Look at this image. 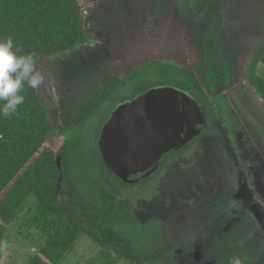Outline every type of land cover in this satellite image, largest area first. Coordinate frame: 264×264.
<instances>
[{
    "label": "rangeland",
    "instance_id": "rangeland-1",
    "mask_svg": "<svg viewBox=\"0 0 264 264\" xmlns=\"http://www.w3.org/2000/svg\"><path fill=\"white\" fill-rule=\"evenodd\" d=\"M98 4L104 11L94 32L98 44L88 52L116 69L126 63L122 56L135 58L142 51L141 70L125 78L81 125L54 132L49 141L62 145L59 191L66 212L115 225L126 241L100 246L82 234L60 264H136L139 259L228 264L233 255L242 264H264V102L244 82L253 51L247 36L264 32V0H152V12L144 10V0ZM161 55L164 60L153 64ZM60 57L41 58L46 65L40 90L51 95L56 85L59 94L60 87L74 92L71 111L62 106L69 120L76 102L92 88L72 90L73 73L67 66L57 69ZM188 65L200 70L212 100L192 85L183 71ZM258 75L264 78L263 64ZM158 86L200 99L211 130L173 153L150 177L127 184L105 166L100 133L119 103ZM43 243L37 199L31 195L0 235V264H28Z\"/></svg>",
    "mask_w": 264,
    "mask_h": 264
},
{
    "label": "trees",
    "instance_id": "trees-1",
    "mask_svg": "<svg viewBox=\"0 0 264 264\" xmlns=\"http://www.w3.org/2000/svg\"><path fill=\"white\" fill-rule=\"evenodd\" d=\"M83 17L81 0H0V38L11 36L21 54L34 53L39 69L41 56L54 57L90 43ZM161 62L159 58L153 64ZM260 64H264V39L254 49L244 76V82L254 87L264 102ZM140 70L141 62L134 61L121 75L108 74L66 127L52 123L51 108L40 102L39 89L27 87L21 93L25 103L11 117L0 118V235L16 219L24 202L35 195L44 243L28 264H60L82 234L100 246L126 241L115 225L89 217L78 220L66 212L59 191L62 145L51 144L49 135L81 125L125 78ZM183 71L195 89L212 100L200 72L191 65L183 66Z\"/></svg>",
    "mask_w": 264,
    "mask_h": 264
},
{
    "label": "water",
    "instance_id": "water-1",
    "mask_svg": "<svg viewBox=\"0 0 264 264\" xmlns=\"http://www.w3.org/2000/svg\"><path fill=\"white\" fill-rule=\"evenodd\" d=\"M205 130H211L210 114L200 99L174 86H158L119 103L102 127L98 146L108 170L135 184Z\"/></svg>",
    "mask_w": 264,
    "mask_h": 264
},
{
    "label": "crops",
    "instance_id": "crops-1",
    "mask_svg": "<svg viewBox=\"0 0 264 264\" xmlns=\"http://www.w3.org/2000/svg\"><path fill=\"white\" fill-rule=\"evenodd\" d=\"M98 1L99 0H81L83 13H84V17H83L84 25L86 28V32L91 39L90 43L80 45V46H84V47H81V48H83L82 51H77V48H80V46H78L77 48H75L71 51H68L66 53H63V54H60V55H57L54 57H46V58H55V57L61 56L60 57L61 60L59 62H57V63H59V66L57 67V69H58V71H61V69L63 67L67 66L68 71L73 73L72 74L73 75V80H72L73 81V88H72V90H75V86H78L80 88L86 87L88 89L92 88V91L88 95L84 96L83 98H81L80 100H78L76 102V107H75V110L73 112V116L69 120H65L63 118L62 106L65 105L68 108V113H69V111H71L72 106H73L71 104H73V102H74V95H75L74 92L71 93L70 90H68V89L66 90L63 87H60V94H59L56 85H54L52 87L51 95H47L46 92H43L42 89L40 90V88H39L40 99H41V101L47 100L46 102H44V104H48L50 106V108H51L50 119L55 126L62 125V126L66 127L70 123H72V121L77 117V115L79 113L81 104H83L86 99L93 96L100 89L104 78L108 74L121 75L123 73V71L126 70L130 66V64L132 62H134V61L141 62V60L145 57V56L144 57L142 56V53H143L142 51H140V53H141L140 56H134L135 58H128L127 57V59L124 60V56H122V59H123L122 61L123 62L125 61L126 63H124V65H122V66L117 65L116 69H119V68L120 69L116 70L113 67H111L108 63L99 61L98 60V56H99L98 53L92 54V53L88 52L87 48H90V47L94 48L98 44L97 38H95V36H94V32L98 28V26L101 27L100 20H98V19L102 16L101 14L104 12V11H101L102 5H99ZM136 1L141 2V0H136ZM163 1L167 2L169 0H163ZM138 7H139V5H138ZM102 10H103V8H102ZM144 10L145 11L148 10V12H152V0H144ZM127 11H129V10L126 9V12ZM134 11H138V10L135 9ZM257 24H259V28H261L260 26L262 24H260L259 21L257 22ZM259 33H260V30H256L255 33L251 37L247 36V40H249L252 43L251 49L253 51L257 47V45L264 39V36H263L264 32H262L261 34H259ZM135 50H136L135 53L139 52V51H137V49H135ZM253 51L250 52L251 54L250 53L248 54V57H247L248 62H249V59L251 58ZM154 52H155V50L150 49L151 56L154 55V54H152ZM42 57H45V56H41V58ZM41 58H40L39 70L43 69V65H46V63L45 64L41 63ZM152 58H151V61L153 62ZM160 58H161V60H164L162 55L160 56ZM156 59H159V57H157ZM141 64H142V62H141ZM198 71L200 72V70H198ZM200 75H201V73H200ZM201 78H202V76H201ZM202 80H203V78H202ZM76 81H78V82H76ZM52 83L54 84L53 80H52ZM208 91H209V89H208ZM68 96H70V97L68 98ZM38 97H39V93H38ZM41 103H43V102H41Z\"/></svg>",
    "mask_w": 264,
    "mask_h": 264
},
{
    "label": "clouds",
    "instance_id": "clouds-1",
    "mask_svg": "<svg viewBox=\"0 0 264 264\" xmlns=\"http://www.w3.org/2000/svg\"><path fill=\"white\" fill-rule=\"evenodd\" d=\"M45 79L34 53L21 54L11 36L0 38V118H9L25 103V87L38 90ZM228 264H242L238 255Z\"/></svg>",
    "mask_w": 264,
    "mask_h": 264
},
{
    "label": "flooded vegetation",
    "instance_id": "flooded-vegetation-1",
    "mask_svg": "<svg viewBox=\"0 0 264 264\" xmlns=\"http://www.w3.org/2000/svg\"><path fill=\"white\" fill-rule=\"evenodd\" d=\"M210 119H211V117H210Z\"/></svg>",
    "mask_w": 264,
    "mask_h": 264
}]
</instances>
